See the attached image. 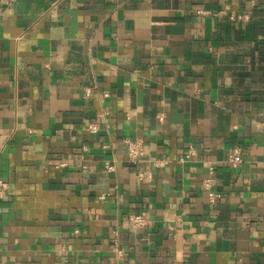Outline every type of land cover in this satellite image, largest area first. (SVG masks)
I'll return each mask as SVG.
<instances>
[{"label": "crops", "instance_id": "0c3cea01", "mask_svg": "<svg viewBox=\"0 0 264 264\" xmlns=\"http://www.w3.org/2000/svg\"><path fill=\"white\" fill-rule=\"evenodd\" d=\"M0 179V264H264V0H14Z\"/></svg>", "mask_w": 264, "mask_h": 264}, {"label": "built area", "instance_id": "2783aa9c", "mask_svg": "<svg viewBox=\"0 0 264 264\" xmlns=\"http://www.w3.org/2000/svg\"><path fill=\"white\" fill-rule=\"evenodd\" d=\"M14 0H0V13L5 9V7L12 5ZM252 4H256L257 0H249ZM230 19L232 21H248L249 17L247 14H231ZM90 90H87L86 93L89 95ZM109 95L106 94L105 97ZM100 130V125L98 123H90L88 124V131L91 133H97ZM125 144L128 147V158L130 161L137 163L141 161L145 157V143L143 139H125ZM197 154V150L194 147H190L186 154L185 160H190L193 156ZM243 155L242 150L238 147L233 148L230 151L228 157V163L231 167H238L242 162ZM107 168L109 170L113 169V166L108 165ZM215 168L210 166L208 170V176L203 182V189L208 194L209 200L211 203H214L217 199L221 198V194L217 193L213 190V186L215 183ZM11 193V184L3 179H0V200L4 199L7 195ZM129 221L131 225L135 228L146 227L151 223L150 217L147 213L142 212L138 214H133L129 216ZM82 232L81 229H76L75 234L78 235ZM116 252L119 256H123V251L121 249L116 248Z\"/></svg>", "mask_w": 264, "mask_h": 264}]
</instances>
